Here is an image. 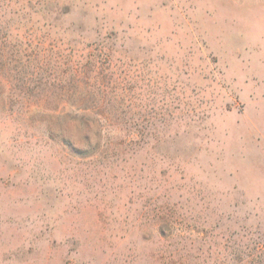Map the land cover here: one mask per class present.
<instances>
[{
    "label": "rangeland",
    "instance_id": "rangeland-1",
    "mask_svg": "<svg viewBox=\"0 0 264 264\" xmlns=\"http://www.w3.org/2000/svg\"><path fill=\"white\" fill-rule=\"evenodd\" d=\"M0 49V264L264 240V0H0Z\"/></svg>",
    "mask_w": 264,
    "mask_h": 264
},
{
    "label": "trees",
    "instance_id": "trees-1",
    "mask_svg": "<svg viewBox=\"0 0 264 264\" xmlns=\"http://www.w3.org/2000/svg\"><path fill=\"white\" fill-rule=\"evenodd\" d=\"M1 53V49H0ZM0 62V69H1V64ZM30 101V96L25 95V96H20L15 98V102L18 104H26L27 102ZM243 248H248L250 249L249 251H242L240 254L236 255L234 258H230V261L233 264H264V240H259L258 242L253 241V242H247L242 245ZM229 262V261H228Z\"/></svg>",
    "mask_w": 264,
    "mask_h": 264
}]
</instances>
